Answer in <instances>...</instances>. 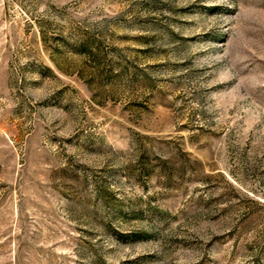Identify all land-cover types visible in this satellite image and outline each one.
<instances>
[{
	"label": "rangeland",
	"instance_id": "374dc122",
	"mask_svg": "<svg viewBox=\"0 0 264 264\" xmlns=\"http://www.w3.org/2000/svg\"><path fill=\"white\" fill-rule=\"evenodd\" d=\"M0 264H264V0H0Z\"/></svg>",
	"mask_w": 264,
	"mask_h": 264
}]
</instances>
